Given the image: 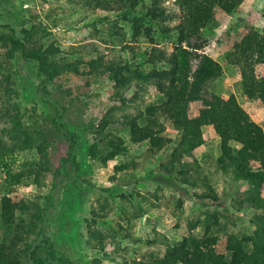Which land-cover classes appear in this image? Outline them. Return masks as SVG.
Wrapping results in <instances>:
<instances>
[{"label": "rangeland", "instance_id": "obj_1", "mask_svg": "<svg viewBox=\"0 0 264 264\" xmlns=\"http://www.w3.org/2000/svg\"><path fill=\"white\" fill-rule=\"evenodd\" d=\"M147 4V0L139 1L126 16L140 14ZM160 5L165 12L175 14L163 23L175 24L178 8L173 0H162ZM263 6L264 0H242L230 13L214 7L212 20L199 31L204 44L196 52L219 66L206 95L233 98L264 135V105L258 98L248 97L240 84L238 66L228 61L235 44L246 45L252 32L262 28ZM119 12L115 6L104 10L85 5L83 0H0V23L10 22L18 29L21 19L40 22L46 29L42 43L56 46L65 63L77 64L75 74L67 73L62 92L48 88L53 98L65 104L66 128L76 134L70 149L75 163H62L54 176L69 142L58 138L49 119L41 113L51 112L41 106L34 92L37 79L33 69L17 64L18 71L13 73L16 64L7 68L13 88L16 86L19 92L16 97L7 95L19 99L23 125L34 129L46 142L40 145L41 151L33 144L4 159L5 166L0 164V197L4 196L13 207L20 201H30L42 209L44 234L55 255L51 259L41 250L43 264H58L57 256L66 257L71 264H138L161 258L181 245L193 246L197 240L208 244L206 237L213 235L217 236L216 243L209 246L224 255L227 262L225 237L238 238L253 228L249 219L256 211L237 201L246 185L228 174L222 175L215 167L218 137L210 124L201 126L202 143L182 157L186 175L191 177L189 183L182 181L184 174L176 172L178 167L171 174L165 171L169 148L151 153L147 140L133 142L129 138L125 123L128 116L162 99L151 81L136 77L132 70L142 74L151 67L144 60L153 44L166 52L172 50V44L167 39L160 41L153 23L155 42L142 34L132 39L130 23ZM110 60L116 66L127 67L129 63L127 68L121 67L123 81L115 83L100 73ZM91 62L98 65L99 72L88 76ZM253 68L257 76H264V64L255 63ZM17 76L20 80L15 79ZM84 81L89 82L88 87ZM201 106L199 101L189 102L188 117H194ZM35 117L37 122L33 123ZM107 117L110 121L98 129L97 123ZM159 122V134L175 139L176 131L169 120L160 117ZM91 143L101 150L100 157L113 155L104 161L91 158L87 151ZM260 195L264 197V185ZM21 213L15 208L7 222L0 217V243L8 245L15 240L16 247L23 250L34 233H22L19 224L25 222ZM88 223L96 238L90 237ZM97 241L101 243L99 248ZM19 260V264H28L21 253Z\"/></svg>", "mask_w": 264, "mask_h": 264}, {"label": "trees", "instance_id": "obj_2", "mask_svg": "<svg viewBox=\"0 0 264 264\" xmlns=\"http://www.w3.org/2000/svg\"><path fill=\"white\" fill-rule=\"evenodd\" d=\"M139 1L141 0H83L85 5L92 4L104 10H111L115 6L130 23L132 39L142 34L150 42H155L152 37L154 31L151 30L153 23L158 27L160 41L167 39L172 44L170 52L153 44L144 60L151 67L142 74L135 68L132 70L136 77L151 81L162 99L157 103H149L143 110L138 109L133 116H128L125 123L129 138L133 142L147 140L151 153L169 148L165 171L171 174L178 167L176 172L184 174L182 181L189 183L191 177L186 175L187 168H184L185 161L182 157L202 143L201 126L210 124L218 137L219 154L215 158V167L222 175L228 174L246 185L237 201L256 213L249 219L253 226L249 233L238 238L225 237L224 250L229 253L227 262H224V255L209 246V243H216L217 236L213 235L206 237L208 244L197 240L193 246L181 245L168 250L161 258L138 264H264V197L260 195L264 185V135L261 128L247 117L233 98L225 100L214 93L206 95L208 83L218 76L219 66L206 55L196 52L204 44L199 31L212 20L213 8L218 7L230 13L237 9L242 0H173L178 8V21L170 26L163 22L173 19L175 14L164 11L160 5L162 0H147L144 11L127 17V12ZM261 16L264 22V6ZM17 23L18 29L10 22L0 23V164L5 166L4 159L7 156L14 151L29 149L33 144L41 151L40 145L46 142L37 137L34 129L23 125L19 99L15 101L7 95L16 97L19 94L17 87L13 88L15 84L8 72L10 65L16 64L13 73L18 71L17 64L25 65L26 68L33 69L36 76L34 92L38 95L41 106H46L51 112L48 115L41 113L49 119L58 138L69 142L65 156L59 158V166L53 171L54 176L61 170L62 163H75L70 149L76 134L66 128L67 121L63 119L65 104L53 98L48 88L52 86L62 92L64 81L69 78L67 73L73 71L75 74L77 64L65 63L60 59L56 46L50 42L46 45L42 43L45 25L23 19ZM228 61L238 66L240 84L248 92V97L258 98L264 105V76H257L253 68L255 63L264 64V24L260 31L252 32V39L246 45L233 46ZM92 63L88 64L91 67L88 76L99 72L98 65ZM112 63L111 60L105 62L100 73L106 74L115 83L123 81L120 70L127 68L129 63H126L127 67ZM15 79L20 80V77ZM83 85L88 87L89 82L84 81ZM191 101H199L202 105L194 117L187 115V106ZM160 117L169 120L176 131L175 139L159 134L157 128L160 126ZM109 119L111 118L101 119L97 123L98 129H102ZM31 120L33 123L37 122L36 117ZM3 122L7 124L3 125ZM87 151L91 158L101 161L113 155L109 153L100 157L98 153L101 150L96 147V143H91ZM251 162H257V167H253ZM193 183L194 181L190 184ZM18 204L13 207L1 196V220L7 222L16 208L22 212L20 216L25 222L19 224L22 233L32 232L34 238L26 242L23 250L16 247L15 240H11L8 245L1 242L0 264H19L20 253L28 264H43L41 250L55 259L54 251L44 234L45 216L42 209L30 201H20ZM213 222L217 225L216 220ZM86 226L90 237L96 238L89 223ZM207 231L208 227L205 228V232ZM16 237L20 239L19 234ZM97 243L98 248L101 247L100 241ZM56 261L58 264H71L66 257L57 256ZM95 262L98 263L97 260Z\"/></svg>", "mask_w": 264, "mask_h": 264}]
</instances>
